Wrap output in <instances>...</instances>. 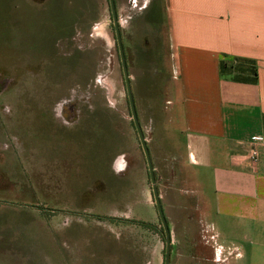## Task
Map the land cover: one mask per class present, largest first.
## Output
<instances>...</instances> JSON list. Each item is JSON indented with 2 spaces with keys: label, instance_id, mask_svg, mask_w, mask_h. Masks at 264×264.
Returning <instances> with one entry per match:
<instances>
[{
  "label": "crops",
  "instance_id": "1",
  "mask_svg": "<svg viewBox=\"0 0 264 264\" xmlns=\"http://www.w3.org/2000/svg\"><path fill=\"white\" fill-rule=\"evenodd\" d=\"M113 3L169 231V264H264V0ZM152 11L158 20L150 32ZM77 21L73 32L85 40L93 25L107 33L108 0L83 1ZM113 71L108 102L117 107L128 102L119 57ZM92 97L85 118L95 111L93 102L106 105L100 95ZM106 115L112 136L124 131L125 140L115 147L108 140L106 179L95 180L82 200L107 188L110 221L72 219L66 229L104 230L109 264H164V229L129 104L127 112ZM253 143L255 163L248 156Z\"/></svg>",
  "mask_w": 264,
  "mask_h": 264
},
{
  "label": "rangeland",
  "instance_id": "2",
  "mask_svg": "<svg viewBox=\"0 0 264 264\" xmlns=\"http://www.w3.org/2000/svg\"><path fill=\"white\" fill-rule=\"evenodd\" d=\"M83 1L0 0V264H109L104 230L66 229L110 221L107 188L82 196L106 179L108 140H125L106 114L128 104L108 102L119 57L111 25L101 34L93 25L87 40L73 32ZM157 20L152 11L150 32ZM99 95L106 105L93 102L85 118Z\"/></svg>",
  "mask_w": 264,
  "mask_h": 264
},
{
  "label": "water",
  "instance_id": "3",
  "mask_svg": "<svg viewBox=\"0 0 264 264\" xmlns=\"http://www.w3.org/2000/svg\"><path fill=\"white\" fill-rule=\"evenodd\" d=\"M108 3H109V7H110L112 27H113V31H114L116 46L118 49V54H119V59H120V64H121V69H122V74H123V79H124V84H125V89H126V94H127V100H128V104H129L130 115H131V119H132V122L134 124V127L136 129L139 141L141 143L142 149H143L144 154H145V158H146L148 170H149V175H150V179H151V183H152V190H153V197H154L155 205H156V208H157V211H158V214H159V217H160L163 229H164V235H165L164 264H169V245H170L169 231L167 229V226L165 224V221H164V218L162 215L161 207H160L159 200H158L157 193H156V189L154 186V177H153V171L151 168V163H150V160L148 157L144 138H143L140 126H139L138 121H137V116H136V112H135V108H134L133 98H132V94H131L128 74H127V69H126V64H125V59H124L123 47H122V43H121L119 23H118V19H117L113 0H108Z\"/></svg>",
  "mask_w": 264,
  "mask_h": 264
},
{
  "label": "built area",
  "instance_id": "4",
  "mask_svg": "<svg viewBox=\"0 0 264 264\" xmlns=\"http://www.w3.org/2000/svg\"><path fill=\"white\" fill-rule=\"evenodd\" d=\"M261 140H262L261 137L256 138V141H261ZM248 156H249V159L252 163H255L258 160V151H257V147L254 143L251 145Z\"/></svg>",
  "mask_w": 264,
  "mask_h": 264
},
{
  "label": "trees",
  "instance_id": "5",
  "mask_svg": "<svg viewBox=\"0 0 264 264\" xmlns=\"http://www.w3.org/2000/svg\"><path fill=\"white\" fill-rule=\"evenodd\" d=\"M111 27H112V24H111ZM112 29H113V27H112Z\"/></svg>",
  "mask_w": 264,
  "mask_h": 264
}]
</instances>
